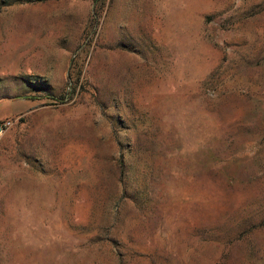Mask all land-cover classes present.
I'll use <instances>...</instances> for the list:
<instances>
[{
    "label": "rangeland",
    "instance_id": "1",
    "mask_svg": "<svg viewBox=\"0 0 264 264\" xmlns=\"http://www.w3.org/2000/svg\"><path fill=\"white\" fill-rule=\"evenodd\" d=\"M0 264H264V0H0Z\"/></svg>",
    "mask_w": 264,
    "mask_h": 264
},
{
    "label": "trees",
    "instance_id": "2",
    "mask_svg": "<svg viewBox=\"0 0 264 264\" xmlns=\"http://www.w3.org/2000/svg\"><path fill=\"white\" fill-rule=\"evenodd\" d=\"M105 0H94L95 5H98L100 2H103Z\"/></svg>",
    "mask_w": 264,
    "mask_h": 264
},
{
    "label": "water",
    "instance_id": "3",
    "mask_svg": "<svg viewBox=\"0 0 264 264\" xmlns=\"http://www.w3.org/2000/svg\"><path fill=\"white\" fill-rule=\"evenodd\" d=\"M3 132V127L0 125V134Z\"/></svg>",
    "mask_w": 264,
    "mask_h": 264
}]
</instances>
